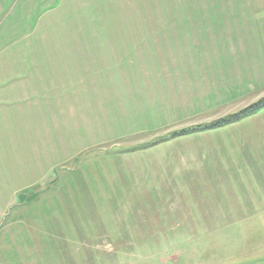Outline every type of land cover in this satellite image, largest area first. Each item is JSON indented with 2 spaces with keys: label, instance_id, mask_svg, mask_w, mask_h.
<instances>
[{
  "label": "rangeland",
  "instance_id": "374dc122",
  "mask_svg": "<svg viewBox=\"0 0 264 264\" xmlns=\"http://www.w3.org/2000/svg\"><path fill=\"white\" fill-rule=\"evenodd\" d=\"M69 2L59 37L83 44L59 43V139L2 167L0 264L253 262L264 221L197 220L264 213V109L219 126L264 99V0ZM145 219L197 235L120 236Z\"/></svg>",
  "mask_w": 264,
  "mask_h": 264
},
{
  "label": "crops",
  "instance_id": "0c3cea01",
  "mask_svg": "<svg viewBox=\"0 0 264 264\" xmlns=\"http://www.w3.org/2000/svg\"><path fill=\"white\" fill-rule=\"evenodd\" d=\"M57 1L43 0V4L39 5L35 0H0V174L3 166L7 164L12 166L15 160L24 165L27 160L32 159V155L37 154V149L33 146L34 136L41 140L43 136H46L48 139L45 132L50 125H56L55 137L59 139V93H63L60 92L59 87V60H72L71 56H59V43L64 45L83 43H80L81 40L78 37H59V27L62 29L73 23L68 21V18L74 7L69 0H59V4H56ZM83 78L87 80H81L79 86L90 92V84H85L89 83L88 75ZM76 87H78L77 84L72 89ZM174 97L175 95L173 96L175 101ZM145 109L144 113L149 115V109ZM31 150H34V154ZM35 164L40 169L34 181L41 180L42 177H38V173H42V166L38 162ZM13 170L15 173V168ZM7 177L10 179L9 176ZM31 178L23 176V173L19 176L15 175V181L18 182H28ZM7 186L11 185L0 183V187L7 189ZM178 220L192 222L195 219L184 214L178 217ZM240 220L264 221V213H259L256 208H252L251 215L243 214L240 218L234 216V213L223 215L217 211H207V214L202 215L197 221ZM162 221L174 220H171L169 216ZM145 223L146 226L141 224L138 229H130L134 233L121 232L120 236L197 235L192 232L170 234L181 228L153 229L151 227L158 226V222L153 221L149 224L148 219H145ZM203 227L205 229L198 236L217 235L215 233L217 230L204 225ZM196 229L190 225L186 231H197ZM260 245L259 242L253 244L251 254L255 256L253 255V262L250 261L248 264H264V246L261 248Z\"/></svg>",
  "mask_w": 264,
  "mask_h": 264
},
{
  "label": "trees",
  "instance_id": "16d2710c",
  "mask_svg": "<svg viewBox=\"0 0 264 264\" xmlns=\"http://www.w3.org/2000/svg\"><path fill=\"white\" fill-rule=\"evenodd\" d=\"M262 109H264V99L261 100L260 102L255 103L254 105L250 106L246 110L241 111V112L237 113L236 115L229 117L228 119H226L224 121L223 120L220 121L219 126L229 124V123H233L234 121H239L241 119H245L247 117H250V116L256 114L257 112H259ZM216 124H218V123H216Z\"/></svg>",
  "mask_w": 264,
  "mask_h": 264
}]
</instances>
